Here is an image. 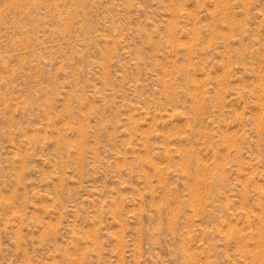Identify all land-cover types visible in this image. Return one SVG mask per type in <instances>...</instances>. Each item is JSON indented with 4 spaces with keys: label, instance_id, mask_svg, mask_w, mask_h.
<instances>
[{
    "label": "rangeland",
    "instance_id": "1",
    "mask_svg": "<svg viewBox=\"0 0 264 264\" xmlns=\"http://www.w3.org/2000/svg\"><path fill=\"white\" fill-rule=\"evenodd\" d=\"M0 264H264V0H0Z\"/></svg>",
    "mask_w": 264,
    "mask_h": 264
}]
</instances>
